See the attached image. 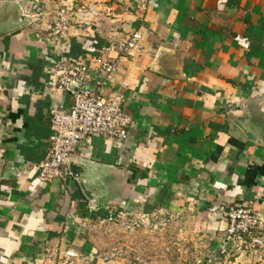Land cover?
<instances>
[{
  "label": "crops",
  "instance_id": "0c3cea01",
  "mask_svg": "<svg viewBox=\"0 0 264 264\" xmlns=\"http://www.w3.org/2000/svg\"><path fill=\"white\" fill-rule=\"evenodd\" d=\"M40 1L49 15L38 30L17 25L28 0H0V264H62L69 249L90 256L94 238L76 226L120 212L202 219L213 251L227 222L212 208L264 213V0H145L146 10L131 0ZM80 4L103 16L92 30H68L63 57L84 60L91 80L99 59H116L106 92L123 96L132 124L122 143L83 142L69 177L41 183L50 111L74 103L52 89L61 57L46 27L56 9ZM136 32L140 49L105 56Z\"/></svg>",
  "mask_w": 264,
  "mask_h": 264
},
{
  "label": "built area",
  "instance_id": "2783aa9c",
  "mask_svg": "<svg viewBox=\"0 0 264 264\" xmlns=\"http://www.w3.org/2000/svg\"><path fill=\"white\" fill-rule=\"evenodd\" d=\"M131 1L140 9L146 10L145 0ZM48 11L47 5L40 0H29L21 10L29 25H33L38 30L42 29L43 22L48 20ZM102 16V11L95 6L63 5L55 10L52 20L46 27L47 33L57 44L56 49L61 57L56 66L57 74L53 78L52 89L72 94L74 103L68 109L56 106L50 111L52 131L50 147L45 160L37 167L38 179L41 183L64 181L69 177L71 173L65 166L83 142L90 141L94 137H105L122 143L129 136L132 119L123 110V96L106 92L115 79L118 61L109 57L99 59L96 77L91 80L89 66L84 60L63 57L68 30L70 28H76L80 32L92 30ZM140 40L141 35L136 32L131 37L118 40L115 44L104 48L103 51L105 56L116 49L121 54H129L133 50L140 49ZM210 212L221 213L227 222L224 245L220 247L222 254L227 255L236 248L240 252L245 249H259L255 252L259 253L264 248V220L261 213L248 206L229 210H225L224 207H214ZM112 216L115 217L114 219L127 221L132 227H140L158 222L163 218L164 211L157 210L151 214L120 212ZM89 224L76 226L77 233L84 234ZM210 257L211 263L212 260L214 263L218 261L216 254ZM60 260L62 264L97 263V259L90 260L84 254L72 249L65 251Z\"/></svg>",
  "mask_w": 264,
  "mask_h": 264
},
{
  "label": "rangeland",
  "instance_id": "374dc122",
  "mask_svg": "<svg viewBox=\"0 0 264 264\" xmlns=\"http://www.w3.org/2000/svg\"><path fill=\"white\" fill-rule=\"evenodd\" d=\"M184 215L182 212L164 211L161 220L140 227H132L127 221L114 219V216L97 218L84 233L85 237L94 238V249L88 254L90 256L84 255L90 260L97 259L96 264L264 263V248L259 253H255L259 249L240 252L236 248L227 255L222 254L220 248L213 251L212 235L208 230H202L198 223L202 219ZM214 254L218 261L214 263L212 260L211 263L209 257Z\"/></svg>",
  "mask_w": 264,
  "mask_h": 264
},
{
  "label": "water",
  "instance_id": "95a60500",
  "mask_svg": "<svg viewBox=\"0 0 264 264\" xmlns=\"http://www.w3.org/2000/svg\"><path fill=\"white\" fill-rule=\"evenodd\" d=\"M28 22L27 21V18L25 15L22 14V12L20 13V18L19 20L17 21V25H21V24H24ZM70 170L72 172V175L77 179L84 195L92 202H96V193L93 189L89 188L88 186H86V184L84 183L81 175H82V172L83 170L82 169H79L77 166H71L70 167ZM82 170V171H81ZM261 217L263 218L264 220V213L261 214Z\"/></svg>",
  "mask_w": 264,
  "mask_h": 264
}]
</instances>
